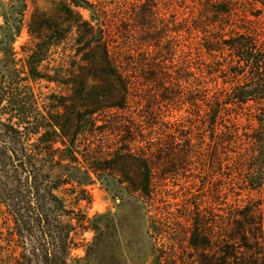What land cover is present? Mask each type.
I'll list each match as a JSON object with an SVG mask.
<instances>
[{"label": "trees", "instance_id": "trees-1", "mask_svg": "<svg viewBox=\"0 0 264 264\" xmlns=\"http://www.w3.org/2000/svg\"><path fill=\"white\" fill-rule=\"evenodd\" d=\"M33 1L0 0V264H78L80 232L98 231L82 211L90 198L80 170L123 184L156 233L157 204L170 197L178 205L169 182L185 194L200 182L217 192L264 185L260 9L239 15L234 0H204L211 16L178 19L154 0H60L57 16H27ZM23 28L32 45L17 58L13 42ZM133 49L148 58L141 79L128 70ZM139 84L155 86L159 99L146 98L133 115ZM42 85L39 103L34 87ZM162 103L183 105L186 115L164 121ZM187 203L166 213L191 233L190 245L205 249L209 238L198 235H211L212 221ZM254 210L238 228L216 226L227 250L202 264H249L226 261L238 259L229 252L238 242L248 260H264Z\"/></svg>", "mask_w": 264, "mask_h": 264}, {"label": "rangeland", "instance_id": "rangeland-1", "mask_svg": "<svg viewBox=\"0 0 264 264\" xmlns=\"http://www.w3.org/2000/svg\"><path fill=\"white\" fill-rule=\"evenodd\" d=\"M161 13L166 16L188 17L190 15L211 16L207 1L204 0H154ZM235 11L240 15L245 10L260 9V25L264 27V0H234ZM255 8V9H252ZM60 9V0H34L27 16L32 10L44 12L47 15L57 16ZM84 19H88L89 10L78 9ZM251 17V16H250ZM2 18L0 16V24ZM30 47L32 44L23 28L20 35L13 42V47L17 52V58L25 55L21 51V46ZM132 66L128 67L129 73L134 74V77L141 79L139 68L148 63V58L143 57L144 49L130 51ZM136 81V80H135ZM91 79L88 80V85ZM53 86V85H51ZM34 91L40 95L39 103L43 102V94L47 88L40 86L34 87ZM158 89L152 84L137 85V95L135 100L138 102L131 103L130 114L136 115L144 109L146 98L154 97L155 101L159 99ZM160 106L161 114L164 116V121H172L180 115H186L185 106L176 103L165 104ZM160 105V104H159ZM59 144V143H57ZM81 150V148H80ZM76 177L81 180L84 188L87 190L90 203H82V211L88 218L89 224H95L98 231L86 228L80 232V244L72 251V256L80 258L78 264H149L151 260H166L165 264H202L206 261L205 256L219 257L224 248L225 241L219 237L216 226H224L238 228L244 220L242 216L253 211L258 207L259 211L254 210L255 222L263 224L264 232V185L259 189L240 190L238 186L233 185L232 189L223 187L221 192H217V185L211 184L202 185L197 183L195 188H192L191 193L185 194V188L181 189L180 185H173L169 182L170 193L176 196L178 205H172L173 199L170 197L164 198V202L158 203L157 213L159 218L156 222L158 232H154L151 226V220L146 214L143 204L140 201H135L129 197L124 189L123 184L118 183L113 178H97L90 173L87 176L82 170L75 173ZM202 175V174H201ZM176 183L188 186L189 182H183V179L175 181ZM185 202L188 205L191 203L198 204V207L203 209V214L206 216V222L212 221L211 235L200 234L198 239L204 237L209 238V244L205 249L190 245V232L186 227L178 226L171 214L167 211L177 213V208L180 212H184ZM191 212L193 211V207ZM164 219H163V218ZM205 218V217H204ZM240 220V221H236ZM215 221V223H214ZM257 225V224H256ZM211 229V230H212ZM95 237V238H94ZM211 237V238H210ZM229 252L235 253L237 260H226L228 263L234 261L238 263L259 264L264 260H248L250 257L249 249L241 242L229 243ZM89 248L90 256L84 258L85 250ZM224 257V256H222ZM244 258L246 260H244ZM218 261V260H216ZM254 262V263H253Z\"/></svg>", "mask_w": 264, "mask_h": 264}]
</instances>
